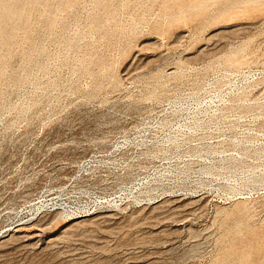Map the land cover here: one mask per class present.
<instances>
[{
	"label": "rangeland",
	"instance_id": "374dc122",
	"mask_svg": "<svg viewBox=\"0 0 264 264\" xmlns=\"http://www.w3.org/2000/svg\"><path fill=\"white\" fill-rule=\"evenodd\" d=\"M0 264H264V0H0Z\"/></svg>",
	"mask_w": 264,
	"mask_h": 264
},
{
	"label": "bare ground",
	"instance_id": "6f19581e",
	"mask_svg": "<svg viewBox=\"0 0 264 264\" xmlns=\"http://www.w3.org/2000/svg\"><path fill=\"white\" fill-rule=\"evenodd\" d=\"M17 230V229H16Z\"/></svg>",
	"mask_w": 264,
	"mask_h": 264
}]
</instances>
